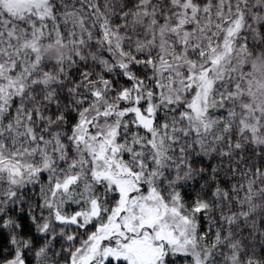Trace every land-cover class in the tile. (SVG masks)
<instances>
[{
  "label": "snow or ice",
  "instance_id": "obj_1",
  "mask_svg": "<svg viewBox=\"0 0 264 264\" xmlns=\"http://www.w3.org/2000/svg\"><path fill=\"white\" fill-rule=\"evenodd\" d=\"M0 264H264V0H0Z\"/></svg>",
  "mask_w": 264,
  "mask_h": 264
}]
</instances>
